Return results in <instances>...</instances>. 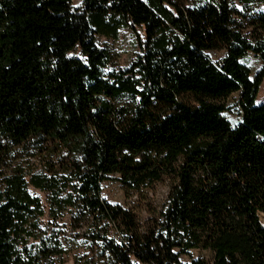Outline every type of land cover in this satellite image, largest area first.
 <instances>
[{"label":"trees","instance_id":"1","mask_svg":"<svg viewBox=\"0 0 264 264\" xmlns=\"http://www.w3.org/2000/svg\"><path fill=\"white\" fill-rule=\"evenodd\" d=\"M203 3L0 0V264H54L63 212L84 228L83 264H182L198 250L210 262L189 264H264V15L249 42L235 5L264 0ZM120 28L140 54L104 75L95 36ZM248 53L262 63L254 79L239 62ZM235 94L233 126L223 115ZM17 151L38 169L11 166ZM113 179L127 192L167 181L166 206L142 223L101 198Z\"/></svg>","mask_w":264,"mask_h":264},{"label":"rangeland","instance_id":"2","mask_svg":"<svg viewBox=\"0 0 264 264\" xmlns=\"http://www.w3.org/2000/svg\"><path fill=\"white\" fill-rule=\"evenodd\" d=\"M172 3L183 5L186 9L198 8L202 6L204 0H167ZM81 0H71L72 7H77ZM240 15L236 20L240 27V32L249 41L253 42L260 35V32L255 31L253 22L258 16L264 15V5H254L251 8L242 9L240 5L235 4ZM262 34V33H261ZM116 40L95 36V46L101 50H105L110 55V61L107 68L103 70L104 75L114 73L120 70H125L130 67L132 62L140 54L138 39L133 32L120 28L117 33ZM264 36V34L262 35ZM226 50L209 51L206 55L212 60L217 61L223 58ZM250 71V78L254 79V75L261 69L262 63L254 54L248 53L239 60ZM256 104L264 102V80L258 89ZM239 95H232L225 101L227 111L223 117L235 126L240 120V109H238ZM31 152L24 153L17 151L12 158L11 166L18 167L24 170L35 171L38 169L37 160L31 156ZM116 178V177H114ZM0 188H2L0 179ZM101 198L109 204L121 206L124 209L132 211L142 223L149 219L151 212L159 213L166 206L167 196L169 192L168 182L151 185L147 189H142L138 192H127L114 179L106 181L101 185ZM43 202L45 196L32 191ZM45 205V204H44ZM43 224L52 221L48 217V207L45 205V215L41 220ZM69 214L63 212L60 219L56 222L59 231H61V241L64 254L61 258L55 259L54 264H83L86 258H91L92 251L90 245L81 237L84 228L72 229L70 227ZM261 223L264 226V216L261 217ZM211 254L204 251H192L189 256L179 258L180 263H188L191 260L203 258L210 262Z\"/></svg>","mask_w":264,"mask_h":264}]
</instances>
